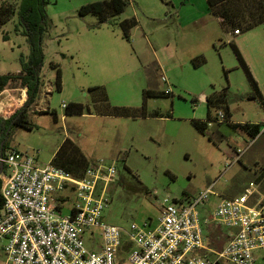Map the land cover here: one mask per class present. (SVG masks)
Wrapping results in <instances>:
<instances>
[{
  "label": "rangeland",
  "instance_id": "rangeland-1",
  "mask_svg": "<svg viewBox=\"0 0 264 264\" xmlns=\"http://www.w3.org/2000/svg\"><path fill=\"white\" fill-rule=\"evenodd\" d=\"M44 1L41 87L27 112L32 128L13 126L6 151L43 165L69 137L87 159L113 163L116 173L105 190L102 221L122 228L130 222L152 224L163 198L177 203L199 198L196 210L201 219L208 217L222 197L245 192L250 183L264 214V109L247 98L250 84L228 44L237 46L264 101V25L227 36L205 0H126L123 11L105 23L91 13L77 14L79 6L98 0ZM130 17L135 25L124 37L118 22ZM20 30L15 14L0 27V74L19 71L20 58L28 54ZM195 56L204 62L194 66ZM56 69L59 90L54 88ZM166 87V95L143 96V90L164 92ZM222 88L229 93L230 121L261 123L255 137L223 122H211L205 134L193 127L191 120L206 118L201 96ZM24 98V88L9 84L0 91V114L7 117ZM62 103H80L83 112L64 114ZM111 107L127 115L108 112ZM40 110H53L55 118ZM92 233L82 235L83 245L98 251L100 234ZM253 255L255 264H264V249ZM4 259L0 243V264Z\"/></svg>",
  "mask_w": 264,
  "mask_h": 264
},
{
  "label": "built area",
  "instance_id": "built-area-1",
  "mask_svg": "<svg viewBox=\"0 0 264 264\" xmlns=\"http://www.w3.org/2000/svg\"><path fill=\"white\" fill-rule=\"evenodd\" d=\"M0 162L4 264H254L253 251L264 249V214L252 183L245 192L222 197L208 217L201 219L196 210L199 198L187 203L163 198L152 224L130 222L122 228L102 221L105 190L116 173L113 163L94 160L74 178L16 150L0 156ZM211 223L227 229L218 249L203 233ZM93 229L100 234L98 251L82 241Z\"/></svg>",
  "mask_w": 264,
  "mask_h": 264
},
{
  "label": "trees",
  "instance_id": "trees-1",
  "mask_svg": "<svg viewBox=\"0 0 264 264\" xmlns=\"http://www.w3.org/2000/svg\"><path fill=\"white\" fill-rule=\"evenodd\" d=\"M207 9L211 15L217 20L219 27L224 33H232L233 30L240 31L249 30L258 25H264V0H205ZM126 0H98L89 2L79 6L77 14L79 16L91 13L96 16L100 23H105L110 18L118 15L123 11ZM44 0H18L16 6L5 1L0 2V27L5 22L10 20L15 14L17 24L21 27L20 33L24 35L28 44V54L23 59L20 58V69L14 73L0 74V91L11 83H15L20 88L25 89V98L16 109L7 117L0 116V142L1 152L0 156H4L8 149V135L13 126H18L24 129H31L32 124L27 120V112L32 110L36 100L39 97V89L41 82L39 78V69L42 62L41 38L45 18ZM118 25L124 37L128 36V31L135 25L133 17L122 19ZM16 29V27H15ZM2 39L6 40L7 35L2 34ZM231 50L243 70L247 81L250 84L251 92L247 95L249 99H257L263 109L264 101L261 98L260 91L255 80L252 78L248 67L242 59L237 46L230 40L228 41ZM204 62L202 56H195L191 59L194 66L200 65ZM54 88L60 89V74L56 69ZM97 86L88 89L93 90ZM144 98L156 97L166 95L164 92L146 89L143 90ZM229 93L226 88L220 91H213L211 94L205 96L204 102L207 106L205 120H191L193 127L201 134L206 133V128L211 122L225 123L231 129H239L247 136L255 137L261 128V123H233L230 119V112L227 108L229 100ZM100 100L105 102V95L102 93ZM145 99H143L144 101ZM123 108L111 107L109 111H114L113 114L119 115V110ZM210 109H213V114L210 116ZM39 112L48 113V110H40ZM83 106L80 103H68L64 106V114H81ZM222 113V118L217 117V113ZM55 118L54 111H50ZM127 115V113L120 114ZM10 151V150H9ZM93 161L87 159L80 151L78 146L69 137H64L51 156L50 163L62 168L72 177L78 178L82 175L84 169ZM3 169V165L1 170ZM0 170V171H1ZM0 197V208H1ZM209 237L207 242L210 247L218 249L225 242V235H221L219 228L209 229ZM122 252V250L120 251Z\"/></svg>",
  "mask_w": 264,
  "mask_h": 264
},
{
  "label": "crops",
  "instance_id": "crops-1",
  "mask_svg": "<svg viewBox=\"0 0 264 264\" xmlns=\"http://www.w3.org/2000/svg\"><path fill=\"white\" fill-rule=\"evenodd\" d=\"M237 34H239V33H237ZM237 34H234L233 31H232V33H227L226 35H227V36H231V35H237ZM162 82H166V80H165V81H162ZM204 98H205V96L202 95V96H201V100H204ZM231 122H232V121H231ZM0 170H1V169H0ZM230 197H232V196H230ZM208 226H210V225L208 224V225H206V226L204 227L203 233L206 234V231L210 229V228H207ZM219 232L221 233V235H223V234L225 233V232L222 231L221 227L219 228ZM254 264H255V262H254Z\"/></svg>",
  "mask_w": 264,
  "mask_h": 264
},
{
  "label": "water",
  "instance_id": "water-1",
  "mask_svg": "<svg viewBox=\"0 0 264 264\" xmlns=\"http://www.w3.org/2000/svg\"><path fill=\"white\" fill-rule=\"evenodd\" d=\"M1 144H2V142H0V152H1ZM1 167H2V163L0 162V169H1Z\"/></svg>",
  "mask_w": 264,
  "mask_h": 264
},
{
  "label": "bare ground",
  "instance_id": "bare-ground-1",
  "mask_svg": "<svg viewBox=\"0 0 264 264\" xmlns=\"http://www.w3.org/2000/svg\"><path fill=\"white\" fill-rule=\"evenodd\" d=\"M23 92V91H22ZM23 94V93H22Z\"/></svg>",
  "mask_w": 264,
  "mask_h": 264
}]
</instances>
